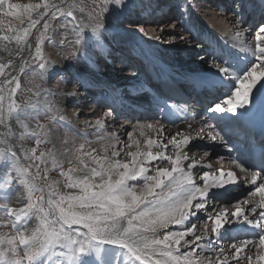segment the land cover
I'll return each instance as SVG.
<instances>
[{"label": "snow or ice", "instance_id": "6c2138e0", "mask_svg": "<svg viewBox=\"0 0 264 264\" xmlns=\"http://www.w3.org/2000/svg\"><path fill=\"white\" fill-rule=\"evenodd\" d=\"M112 6L118 15L136 7L132 0H100L85 19L76 0H0V53L7 57L0 55V264H264V19L254 50L241 41L247 55L213 52L212 71L198 75L212 114L198 131L186 114L189 130L169 131L174 114L164 108L165 120L147 115L130 131L108 132L110 108L85 122L92 132H80L56 107V94L37 83L55 63L44 45L63 18L61 58L90 59L86 45L99 46ZM249 7L264 17V0H236L241 23ZM164 35L152 38L163 42ZM63 94L80 95L75 85ZM56 133L61 149L51 140ZM196 140L223 144L229 155L215 159L233 167L198 160L195 153L211 156L212 148ZM29 141L35 146L25 147Z\"/></svg>", "mask_w": 264, "mask_h": 264}, {"label": "rangeland", "instance_id": "374dc122", "mask_svg": "<svg viewBox=\"0 0 264 264\" xmlns=\"http://www.w3.org/2000/svg\"><path fill=\"white\" fill-rule=\"evenodd\" d=\"M13 2L27 3L29 2V0H13ZM76 2L83 4V6L85 7L86 11L83 15L85 19H87L88 12L91 11V9L95 7L97 3H100V0H76ZM132 2L136 5V7L132 8L125 15H118L116 7L112 6L113 11L106 16L107 31L102 32L101 43L98 46L94 40L88 41L86 47H87V52L89 54L90 59L88 60L79 59L80 63H82L84 66L88 67L89 69L93 71L105 73L110 78H118L124 75L130 76L131 74L137 75L138 71H140L139 65L143 64V62H140L142 51L140 47L134 42H129L125 44L126 47L122 46L121 44L123 43V41L121 39H123L122 35H125L126 33H129V32L141 33L138 30L137 25H142L144 27V32L147 34L150 31H153L154 37L161 36L166 33H173V32L176 35H183L184 41H172L170 40L169 36L164 35L163 42L153 39V42H154L153 44H155V46L157 47L164 48L167 51V53H170L171 51L176 52L175 54L177 56L175 57V59H173V62L175 61V63H178V64H181L178 61V59L184 57L181 55L185 54L186 52H190L191 55L189 56L191 58L187 60V62L185 63L192 65V68L190 69L191 72L193 71L198 72L199 70L206 69L207 64H205V60H200L197 58V56L198 55L202 56V54H209V50L211 49V47L206 46L205 42L202 43L201 42L202 40H196L197 41L196 42L193 37L194 35L190 36L189 32L185 31L187 30L185 27V23H186L188 16L191 17L192 20L195 21L196 23L198 22L197 26L199 24V26L201 27V25H203L202 23H205L204 19L202 18L203 17L202 15H204V12L202 10V8L204 9V7L202 6V3L204 2V0H150V1L149 0H132ZM207 3L209 4L210 9L212 11L216 13L223 11L225 12V14L228 13L227 15L230 14L232 18V20L230 19L229 21L227 19L226 21L230 22L228 24H230L229 26L231 30L230 33H227V34L233 39L227 38V36L224 33H221L216 30L215 34H212L214 36L209 37L211 41H213L214 43L217 41H220L223 46L225 47L231 46L230 48L231 49L235 48L236 51L238 50V48H240L241 41H243L244 45L247 47L256 45L255 30H256L257 25L262 21V19H264V17L261 16L258 10L249 7L246 11L245 16L243 17V23H241L239 21V18L233 14L232 9L234 8L227 7L228 4L226 5V7L224 5H220L218 7V10H216V8L214 7L215 4H213L214 1L207 0ZM78 15L80 14L78 13ZM62 19L63 18H60V20ZM60 20L53 22L55 30L51 33L52 43L49 44L46 41L44 45L45 55L48 57L50 61H55V63L49 69L44 79L37 80V83L41 85L42 90H45L49 93L56 94L55 95L56 107L59 108V110L64 114L65 118L67 119L68 113H71L70 105L69 104L61 105L60 103H57L58 101L56 100V97L58 95L65 96L63 93L71 92L73 90L74 85L77 87L79 91H81L82 83H81L80 76H79L80 74H78L77 71L72 69V66L68 62V60H63L61 58L60 54L63 52L64 49L61 46L60 41L63 38L64 30L59 27ZM177 20H179V23H177ZM173 25H175V28H173ZM181 25H183V28H181ZM199 26L197 28V33L201 32L200 31L201 28ZM205 29H203L202 31H205ZM245 29H248V31H245L243 36L237 37V32L243 31ZM88 35L91 36V33H88ZM68 39L71 40L73 39V37L69 35ZM189 40L191 41V43H188ZM198 41H200V43ZM198 44H199V47L197 46ZM34 45H35V42H34ZM34 45H33V48H34ZM46 46H48L49 49L53 50L55 54L54 59L50 58L49 54L46 51V48H45ZM185 47H193L194 49H190L189 51H186V52L180 51L181 49ZM195 48H199L198 49L199 51L197 50L195 51ZM202 48H204V50H202ZM0 55H5L6 57V54L0 53ZM211 55L212 53H210V56ZM128 56H130V58H128ZM210 56H209V60L211 59ZM126 58L128 59L137 58L139 59V61L135 62L136 64L134 63V66L133 65L128 66L127 62L129 60ZM18 59L19 58H14V63H16ZM30 75H31L30 70L27 71V74L21 75L22 86L24 87L30 86L28 84V77ZM61 77H63L64 79L61 80ZM138 77H140V75ZM77 82H80V83H77ZM151 87L153 88L155 86H151ZM145 92L146 91H144V94ZM133 95H136V94H133ZM23 98H24L23 96H18V99L20 100H22ZM135 98L131 101H134ZM137 99H139V96L137 97ZM125 101L130 102V100H128L126 96H125ZM92 103L93 102L90 101L88 103L89 106H91ZM104 112H105L104 110L98 113L94 112L90 116H83V117H81L82 115H80L78 116V118L76 117V120L78 122L80 121L89 122L90 120L93 121L95 116L99 117ZM87 117L88 118L91 117V118L88 119ZM143 118H136V119L143 121ZM133 125L134 123L131 125V127H129L128 129L129 131L132 129ZM14 130H16L18 133V126L14 125ZM89 131L92 132L93 129ZM106 131L108 130L106 129ZM90 139L95 140L96 137L93 136V138H90ZM124 139H126V136L124 137ZM51 140L55 143L57 149L62 148V143H61L62 135H60L59 133H56L51 137ZM207 141L208 140L206 141L204 140L206 144H207ZM33 146L35 145H34V142L32 141H29L28 143L25 144V147H28V148L33 147ZM51 146H52L51 144L42 146V149H46L47 147H51ZM95 148L98 149L99 147L95 146ZM202 148H205V146L203 145ZM195 154L198 160L205 161L206 158L208 157V156L207 157L204 156L202 152H198ZM218 156L219 154L212 156V162H214L213 166H215L214 168L227 167V165H225L224 162L222 161L219 162L215 159ZM2 172H3V169L0 168V175H2ZM50 176L52 178H59L57 173H50ZM217 205L218 203H215V206ZM219 207L220 206H218L217 208ZM102 255L104 254L102 253Z\"/></svg>", "mask_w": 264, "mask_h": 264}, {"label": "bare ground", "instance_id": "6f19581e", "mask_svg": "<svg viewBox=\"0 0 264 264\" xmlns=\"http://www.w3.org/2000/svg\"><path fill=\"white\" fill-rule=\"evenodd\" d=\"M150 1V0H149ZM236 1V0H235ZM211 3V2H210ZM202 8L204 15H202L205 23H202L201 25V32L197 33V23L192 20L191 17H187L185 27L187 29V32H191L192 34L190 36L194 37V40H202L201 42H205L206 46L211 47L209 50V54H202L204 57L203 60H205V64H207L206 69L199 70L198 72H191L192 65L185 63L187 60H189L191 57L189 55L190 49H194L193 47H185L181 49L180 51L186 52L185 54L181 55L184 56L183 58L178 59V61L181 64L173 62V59L177 56L175 53L172 52L167 53V51L162 47H157L155 44H153V38L154 33L153 31H148L149 33L141 32V33H134L129 32L125 35H122L121 39L123 43L122 46L126 47L125 44L129 42L136 43L140 49H141V61L143 62V68H145V71L149 73L150 81H153L155 87H161L160 92L162 93L164 89L167 88L168 93H172L171 95H164L166 98H171L168 100L167 103L169 104L170 109L179 108L178 105L172 104V102H175L174 100L181 99L183 96V89L181 87L185 86V90H189V93H192L193 85H198V75L207 72L212 71L209 65V56L210 53L213 54V52H223L224 55L230 56L231 58L235 59L239 56L247 55L246 53H242L240 51V48L238 51L234 52V49H230L228 47H225L221 44L220 41H217L215 43H211L210 38L211 36H214L212 34H215L216 30L224 33L227 38H231L227 33H230V22L226 21L227 19L230 21L232 20L230 14H225V12L220 11L219 13H216L210 9L209 4L207 3V0H204L202 3ZM159 7V6H158ZM157 7V8H158ZM160 8V7H159ZM161 10V9H160ZM194 22V23H193ZM199 28V29H200ZM206 28V29H205ZM205 29V31H202ZM185 35V34H184ZM224 35V36H225ZM196 36V37H195ZM187 37V36H186ZM189 37V35H188ZM192 38V37H191ZM209 39V40H208ZM218 39V38H217ZM191 40V39H190ZM193 41V40H192ZM35 40L32 39V44L34 45ZM197 42V41H196ZM200 43V41H198ZM131 44V43H130ZM173 46V45H172ZM208 47V48H209ZM47 53L49 54L51 59H54L55 54L53 50L49 49L48 46L45 47ZM181 48V47H180ZM251 49H255V46L249 47ZM170 49V48H169ZM199 48H195V51H199ZM204 50V48H202ZM207 50V48H206ZM24 57L28 56L27 50L23 54ZM219 56V57H218ZM212 57V55L210 56ZM218 59H222L221 55H217ZM249 59H253L249 56ZM68 62L71 64L72 69L78 72L80 74V80L82 83L81 91H79L80 95L78 97H67L58 95L56 97L57 103H60L61 105L69 104L71 113H68L66 121L71 122L72 126L80 131V132H90L89 130L92 129H86L84 127L85 122H78L76 120V113L78 112V116H90L94 112H102L108 111L110 108L115 109V118L106 124V129L108 132L117 131L121 132L124 129L128 130L129 127L134 123V125L138 122H142L139 119L136 118H143L147 115L155 114L160 118L161 120H165L164 112L162 111L163 108H160L157 106V103H150L146 102L143 104L141 102V96L144 95V87H148L146 84L147 82L143 80V78L138 77L139 74H131L130 76H120L118 78H110L107 74L102 72H96L88 67L84 66L82 63H80L79 60L76 59H69ZM20 59L16 61L15 64H19ZM195 65V64H194ZM128 72V71H127ZM97 89V92H94L93 88ZM150 89V88H149ZM153 89V88H151ZM184 90V91H185ZM131 91V94H136V98L134 101H125V96L127 92ZM140 95L139 99L137 97ZM93 102L91 106H89V102ZM180 103V100L178 101ZM93 108V109H92ZM142 111V112H140ZM69 112V111H68ZM185 114L189 117H195L193 111H187ZM184 114V116H185ZM94 115V114H93ZM103 114H101L99 117L95 116L93 121L96 119L101 118ZM176 115H173L172 119H174ZM88 118V117H87ZM91 118V117H89ZM88 118V119H89ZM196 118V117H195ZM82 120V118H81ZM87 120V119H85ZM193 129L194 127L202 124L203 122L196 123V121H193ZM175 126L171 122L166 121L167 128L169 131L174 133L177 129L188 131V125L184 122H179L177 119L174 121ZM133 125V126H134ZM123 126V129L121 128ZM198 131V130H197ZM195 135V131L192 133ZM90 138H93V136H90ZM206 141V140H205ZM194 144L197 147H203L205 148H212V154L211 156H208L204 162H211L212 167L214 165V162H212V156L219 154L223 156L224 150L222 149V146L218 143L213 145L210 142H204L196 140L194 141ZM98 146L101 148V145L99 143H95L92 145V147ZM98 148V149H99ZM196 155V154H195ZM226 157V156H225ZM197 158V157H196ZM204 159V158H203ZM214 159V158H213ZM203 161V160H202ZM225 161V160H224ZM220 162V161H219ZM230 166L224 167V169H229ZM215 203L212 204L213 208H217L218 206H227V204L221 205L218 204L215 206Z\"/></svg>", "mask_w": 264, "mask_h": 264}]
</instances>
